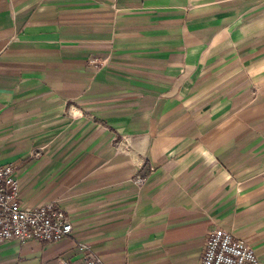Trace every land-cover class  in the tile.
<instances>
[{"label":"crops","instance_id":"obj_1","mask_svg":"<svg viewBox=\"0 0 264 264\" xmlns=\"http://www.w3.org/2000/svg\"><path fill=\"white\" fill-rule=\"evenodd\" d=\"M71 233L0 264H264V0H0V167ZM83 248V249H82Z\"/></svg>","mask_w":264,"mask_h":264},{"label":"built area","instance_id":"obj_2","mask_svg":"<svg viewBox=\"0 0 264 264\" xmlns=\"http://www.w3.org/2000/svg\"><path fill=\"white\" fill-rule=\"evenodd\" d=\"M14 173L11 165L0 167V245L8 241L53 243L68 236L72 225L65 212L54 203L38 208L21 206ZM83 251L82 260L64 261L63 264H102L90 251ZM201 264H259V261L244 241L215 229L207 236Z\"/></svg>","mask_w":264,"mask_h":264}]
</instances>
